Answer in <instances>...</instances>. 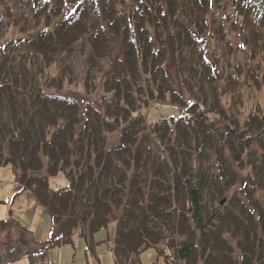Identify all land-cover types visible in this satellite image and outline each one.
<instances>
[{
	"label": "trees",
	"instance_id": "trees-1",
	"mask_svg": "<svg viewBox=\"0 0 264 264\" xmlns=\"http://www.w3.org/2000/svg\"><path fill=\"white\" fill-rule=\"evenodd\" d=\"M237 33L244 66L231 58ZM258 59L264 0H0V169L58 227L42 250L78 230L93 249L115 219V264L151 250L166 264H264V120L240 111L245 86L263 83ZM79 84H101V105L57 94ZM155 103L187 115L149 125ZM236 168L250 174L234 192ZM59 175L69 186L51 190Z\"/></svg>",
	"mask_w": 264,
	"mask_h": 264
},
{
	"label": "rangeland",
	"instance_id": "rangeland-1",
	"mask_svg": "<svg viewBox=\"0 0 264 264\" xmlns=\"http://www.w3.org/2000/svg\"><path fill=\"white\" fill-rule=\"evenodd\" d=\"M73 10L74 7L71 6L66 8L64 16ZM9 37L11 38V35ZM228 39L233 45V53L231 55L233 63H242L244 66L249 57L243 52L239 34H233ZM213 50L214 42L210 41L205 50V56L212 64H214ZM250 63L253 62L250 61ZM252 66L263 68V71L256 73V77L263 83L261 86H253L251 88L245 86L242 91L243 98L240 111L242 112L243 120L249 118L252 114H257L264 120V65L258 59ZM167 72L176 93L180 94L186 102H190V98L181 88L176 67L167 64ZM49 74L57 76L58 71L53 68L49 71ZM49 93L56 94L54 92ZM57 94L62 97L73 98L82 105L90 103L96 106L101 105L105 96L101 84L92 95H88L80 84L77 87L67 88ZM186 115L187 108L183 105H163L158 103L152 104L146 112L148 123L153 126L160 121L179 120ZM119 136L120 134H113L109 137V148L117 144ZM237 171L239 181L234 192L243 188L250 174L249 171H240L238 169ZM40 174L42 176L46 175L45 172ZM49 186L51 190H57L67 188L69 182L63 175H59L49 179ZM256 197L264 204V195L262 193L257 194ZM116 215H119V213H116ZM3 221H10L11 224L10 229L7 230L0 226V264H115L112 251L116 235L115 219H112L108 229L95 235L94 250L91 249L92 240L90 244L84 237H81L80 230L75 232L73 245L42 250L58 227L54 226L51 216L43 208L39 207L31 192L21 191V186L17 183L10 166L0 169V222ZM142 262L143 264H166L165 258L159 257L156 250L144 253Z\"/></svg>",
	"mask_w": 264,
	"mask_h": 264
}]
</instances>
